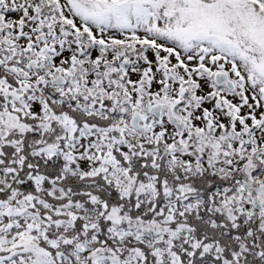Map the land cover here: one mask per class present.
Instances as JSON below:
<instances>
[{"label":"snow or ice","instance_id":"obj_1","mask_svg":"<svg viewBox=\"0 0 264 264\" xmlns=\"http://www.w3.org/2000/svg\"><path fill=\"white\" fill-rule=\"evenodd\" d=\"M0 264H264V0H0Z\"/></svg>","mask_w":264,"mask_h":264}]
</instances>
